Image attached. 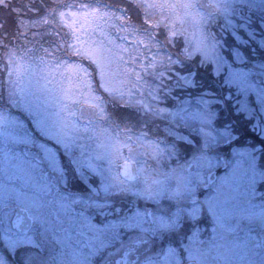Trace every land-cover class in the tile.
Wrapping results in <instances>:
<instances>
[{
  "label": "snow or ice",
  "instance_id": "obj_1",
  "mask_svg": "<svg viewBox=\"0 0 264 264\" xmlns=\"http://www.w3.org/2000/svg\"><path fill=\"white\" fill-rule=\"evenodd\" d=\"M136 6L143 10L144 25L158 28L167 21L164 42L175 47V38L182 31L175 24L183 23V18L177 16L173 20L163 11L175 5L137 0ZM259 6L264 8V0H259ZM182 7L185 16L197 15L192 11L194 5L185 3ZM228 7L226 2L225 13ZM156 9L161 10L159 19H154ZM56 15L67 26L64 13ZM70 15L73 25L78 19L97 18L90 13ZM42 23L48 25L49 21L45 18ZM124 23L129 43L136 47L117 45L107 36L105 39H109L112 47H106L103 41L88 44L76 35L75 27L71 39L52 40L51 46L46 47L44 38L53 33L47 30L36 33L39 45L31 51L41 53L36 59L42 68L63 72L68 85L64 91L71 106L63 105L53 123L26 101L19 102L27 112V116L21 112L20 119L0 111V145L5 149L3 170L9 167L14 170L7 180L0 177V264H48L50 237L65 246L72 239L73 228L84 239L79 248L70 249L74 264H92L97 257L110 264L107 258L121 250L124 259L116 264H128L127 257L132 252L141 257L137 264H207L206 257L216 248L214 241L231 231L221 209L224 189L235 190L243 183L247 192L255 196L264 187V56L259 62H250L244 53L247 41L254 35L246 31L251 25L234 23L226 15L223 39L214 34L190 38L184 33V46L178 49L175 58L169 53L168 62L183 65L186 61H198L210 69V75L227 93L212 100L205 98L209 90L204 89L205 96L198 97L195 104L185 101L183 106L170 110L167 106L146 104L135 98L131 90L119 86L124 82L116 79L120 73L126 80L133 74L140 80L138 72L132 73L124 66L125 56L135 62L136 48H158L160 35L153 34L149 27ZM228 38L232 40L230 47L225 43ZM259 40L264 41V35ZM257 47L264 53V45L257 43ZM61 49H66L70 57H84L95 71L83 62L61 64L56 58ZM25 54H29L27 50ZM156 60L154 56L147 67L155 68ZM8 64L10 77L13 73L18 76L24 67L14 52L9 53ZM196 75L195 70H189L179 74L178 79L194 88ZM210 94L216 96L215 92ZM226 99L233 101L232 115L247 120L259 141L254 150H233L229 160L217 153L219 147L234 146L239 139L230 131V124L220 123L217 107ZM9 103H18L15 93L10 94ZM109 105L124 110L138 106L146 115L166 114L173 125L165 128L168 139L158 138L156 143L149 140L148 147L158 162L175 158L178 163L139 191L137 195L147 202L138 199L134 207L119 206L116 203L119 193L114 191L125 181L135 179L131 172L133 161L126 160L117 173H111L100 153L93 154L89 145L82 142L81 133H90L101 137L99 149H109L113 154L130 147L122 142L121 133L131 129H121L112 118L115 113L108 111ZM77 106L80 115L87 116L86 123H77L74 110ZM94 121H103L108 126L97 131ZM113 127L117 129L116 135L111 132ZM146 129V123L137 129L134 137L137 144L147 139ZM8 142L16 147L15 152L7 147ZM217 167L228 168L227 177L214 178ZM14 180L20 184L10 182ZM205 230L211 233V239L208 247L202 248ZM181 233L184 235L178 242L175 238ZM249 264L255 262L250 260ZM260 264H264V258Z\"/></svg>",
  "mask_w": 264,
  "mask_h": 264
},
{
  "label": "rangeland",
  "instance_id": "obj_2",
  "mask_svg": "<svg viewBox=\"0 0 264 264\" xmlns=\"http://www.w3.org/2000/svg\"><path fill=\"white\" fill-rule=\"evenodd\" d=\"M129 1L134 5L137 4V0ZM152 2L175 5L174 8L164 9V14L173 20L177 16L183 18V23L177 22L175 24L177 29L182 30L175 38V41L178 40L180 42V48L184 46V33H187L190 38H194L196 35L211 36L214 34L216 38L223 39L226 35L224 31L226 27V15L228 18L232 19L234 23L238 22L244 25L250 24L251 27L246 28V31H251L254 35L247 43L250 47L254 46V50H251L254 57L252 61H260L261 58L257 51V49L260 48L257 47V43L264 45V41L259 40V37L263 35L262 32L264 33V8L259 6V0H152ZM226 2L229 6L227 13L223 10ZM185 3L194 5L192 11L197 14L195 17L184 15L185 10L182 5ZM218 4L220 5L219 8L215 6ZM84 5H87V7H82ZM58 10L64 13L67 26L61 23L59 17L58 21L67 28L70 33L69 39L73 36L72 27H75L77 30L76 35L88 44L103 41L106 47H112L109 39H105L107 36L117 45L127 46L129 48L136 47L129 43L130 37H128L124 31L126 27L125 21L131 24L133 23L129 21L127 13L119 8L117 9L113 4H99L97 2L76 3L72 1L65 8ZM93 10L98 11L93 12ZM139 10L142 13V16H140L141 21H143L145 19L143 10L140 8ZM154 11V19H159L161 10L156 9ZM73 12L80 14L90 13L97 18L94 21H83L78 19L73 25L70 15V13ZM121 16L123 20L117 19ZM166 23L167 21L161 22L158 28L146 25L153 34L156 32L160 33L157 37L159 41L158 48L139 46L134 53L136 57L135 62L127 55L124 58L125 61H127L124 66L129 68L132 73L138 72L140 80L137 81L134 74L131 76L130 80H126L122 73L118 74L116 79L117 81H124L122 84H119V86L131 90L134 97L141 99L144 103L154 107L167 106L170 110H174L175 107L183 106L185 101H188L190 104H195L199 96L193 99L187 97L184 93L179 96V94H175L174 92L175 89H183L187 87V85L178 79L181 72L177 70L176 67H182L183 65L170 64L167 59L169 53H171L173 58H175L177 54L175 55L166 48H163L164 44L162 41L164 38H162V34L166 31ZM139 25L144 26L143 22ZM225 43L230 47L232 44L231 38H228ZM14 51L15 49L6 47L4 51L0 52V70L3 71L4 78H6L7 81L8 97L10 94L15 93L18 103L13 106L21 110V112H24L26 116L27 112L21 108L20 101H26L33 108L38 109L50 123H53L57 118V113L62 110L63 105L68 104L71 106L70 99L65 95L64 91L68 85L63 72H49L46 68H42L39 65L37 59L27 60L20 57V62L24 67L18 76L13 73L10 77L8 56L9 53ZM154 56L157 57L155 61L156 67H147V65L152 62ZM261 56H264V54H261ZM56 58L61 64L80 62L78 60L64 58L61 54H57ZM88 65L91 64L89 63ZM140 65H145V67H140ZM245 68L250 71L254 70L249 65H245ZM190 78L189 76V79ZM209 99L215 100L216 98ZM167 101L169 102L168 105L166 103ZM74 110L76 112L75 119L77 123H86L87 116L80 115V107L77 106ZM0 111H3L6 115L12 114L15 118L20 119V116L15 112H9L1 107ZM159 115L163 116L166 114H158V116ZM94 122L97 131H99L100 128L108 126L103 121ZM120 127L124 129L122 126ZM248 128L250 131V125H248ZM136 131L137 130L131 128L130 132L121 133L122 142L130 147H124L116 154L111 153L109 149H99L97 147L101 137L93 136L90 133H81L83 137L82 142L89 145L93 154L97 152L100 153L106 169H110L111 173H117L120 170L121 164L126 160L135 162L137 169H143L142 172L137 171L139 175L137 182L124 183L114 188V191L119 194H128V197L131 199L129 207H134L138 199H141L142 202H147L146 198L139 197L137 193L143 190L153 179L161 177L168 168L174 167L178 163L175 158H173L174 162L169 161L167 158L160 159L158 162L157 159L153 157L148 147V141L151 140L153 143H156L159 137H150L148 135L143 144H137L134 139ZM111 132L113 135H116L117 129L113 127ZM126 136H132L133 138L129 140L125 138ZM255 146L256 145H253V143H245V145L242 146H231L226 154H224L219 147L217 153L222 159L225 157V160H229L233 150H254ZM7 147L12 149L13 152L17 150L11 142H8ZM4 150L3 145H0V177L7 180L8 176L14 174V170L10 167L7 168L6 171L3 170ZM12 163H16V161H12ZM215 170L219 171L216 177L222 175L227 177L229 171L226 167H217ZM10 182L17 185L20 184L19 180ZM203 194L204 193L201 195ZM220 200L226 224L231 231L225 232L222 238H218L214 241L216 248L206 257L207 264H249L250 260L254 261L255 264H260L261 259L264 258V187H262L255 196L247 192L246 186L243 185V183L235 190L226 187ZM71 236L72 239L67 241L65 246H61L54 236L50 237V254L48 255V261H52L53 264H74L73 258L69 254L70 249L79 248L80 245L84 243V239L76 235L74 228L71 229ZM201 239L205 241L201 247L207 248V242L211 239V233L207 230L203 231Z\"/></svg>",
  "mask_w": 264,
  "mask_h": 264
},
{
  "label": "trees",
  "instance_id": "obj_3",
  "mask_svg": "<svg viewBox=\"0 0 264 264\" xmlns=\"http://www.w3.org/2000/svg\"><path fill=\"white\" fill-rule=\"evenodd\" d=\"M74 2H97L99 4H113L118 9L127 13L129 16V21L134 25H139L141 22L142 13L139 8L134 5L129 0H0V52L7 48L15 49L17 56L27 59L35 60L36 56L41 54L39 51L32 52L34 47L38 48L39 37L36 36L37 32H44L45 30L51 31L52 36H46L44 39L46 41L45 46L50 47L52 40L69 39V32L67 28L58 21L59 12L58 9L65 8L69 3ZM49 21L48 25L42 23L43 19ZM264 18V17H263ZM146 27V25H144ZM56 33L59 35L57 36ZM263 34V32H262ZM164 38V34H162ZM163 48L171 51L173 54H178V49L180 48V42L175 41V47L171 44H166L164 40ZM5 45V46H4ZM26 50L29 54H25ZM261 52V51H260ZM3 53V52H2ZM66 49H61L56 52L61 54L64 58L69 60H78L85 64H89L87 60L83 57H70L67 54ZM244 53L247 54V49H244ZM88 67L94 72L95 69L92 65ZM177 70L181 73H188L189 70H195L196 72V87L190 88L185 87L183 89H175V94H185L187 97H204V89L209 90V95L205 98H218L221 95L226 94L227 89H221L220 82L213 79L210 75V69L201 66L198 61H186L182 67L177 66ZM7 81L4 78L3 71L0 70V107L8 110L9 112H15L20 116L21 110L14 107L9 103V97L7 94ZM215 92L216 96H212L210 93ZM167 105L169 102H166ZM233 104L232 100H223L221 104L218 105L217 110L220 112V123L227 126L231 125L230 131L236 133L239 137L236 140V145L242 146L245 143H253V145H258L259 141L253 135L252 131H249V122L241 117H234L230 105ZM108 111L110 113H115L112 117L116 119V122L123 128L127 127L129 129L133 128L137 130L142 127L143 123L147 124V133L150 137H159L163 139H168L165 133V128L171 126L170 121L167 119L166 115H146L143 113L139 107L132 106L128 110L114 108L109 105ZM25 115V113L23 112ZM26 116V115H25ZM117 117H119L117 119ZM231 146L220 147L224 154L227 153ZM264 154V152H262ZM184 159V155H181V160ZM171 161L174 162V159ZM167 166V165H166ZM116 203L121 207H129L131 204V199L128 194H119L116 199Z\"/></svg>",
  "mask_w": 264,
  "mask_h": 264
},
{
  "label": "flooded vegetation",
  "instance_id": "obj_4",
  "mask_svg": "<svg viewBox=\"0 0 264 264\" xmlns=\"http://www.w3.org/2000/svg\"><path fill=\"white\" fill-rule=\"evenodd\" d=\"M247 51L249 50H253L254 49V46L250 47L248 45V47H246ZM252 53V51H250ZM249 52H247L248 54ZM216 172V176H217V173L219 172L218 170H215ZM134 182H137L136 181H133V182H128V181H125L124 183H134ZM203 193V191L201 192V194ZM186 231V230H185ZM184 233H181L179 234L175 239L179 242L182 237H183ZM109 261H110V264H116V262L118 260H123L124 257H123V250H121L120 252L118 253H115L114 255L110 256L107 258ZM141 259V257H139L136 253L132 252V253H129V256L127 257V262L128 264H137V262ZM48 264H53L52 261H48ZM92 264H104V260L103 258L101 257H97L93 262Z\"/></svg>",
  "mask_w": 264,
  "mask_h": 264
},
{
  "label": "water",
  "instance_id": "obj_5",
  "mask_svg": "<svg viewBox=\"0 0 264 264\" xmlns=\"http://www.w3.org/2000/svg\"><path fill=\"white\" fill-rule=\"evenodd\" d=\"M223 159H225V157H223ZM124 163L125 162L122 163L121 167L123 166ZM121 167H120V169H121ZM131 172H132L133 176L135 177V179L131 180L130 182L135 181L139 178L135 162H132V164H131ZM214 178H215V172H214ZM122 179H124V178L122 177Z\"/></svg>",
  "mask_w": 264,
  "mask_h": 264
}]
</instances>
